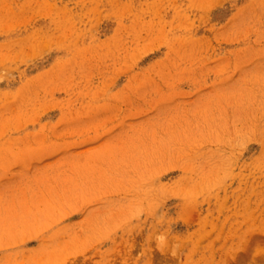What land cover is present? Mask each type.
<instances>
[{
	"label": "rangeland",
	"instance_id": "rangeland-1",
	"mask_svg": "<svg viewBox=\"0 0 264 264\" xmlns=\"http://www.w3.org/2000/svg\"><path fill=\"white\" fill-rule=\"evenodd\" d=\"M0 264H264V0H0Z\"/></svg>",
	"mask_w": 264,
	"mask_h": 264
}]
</instances>
